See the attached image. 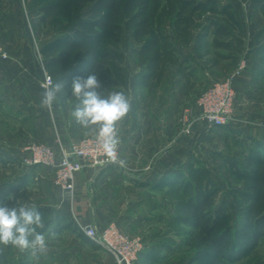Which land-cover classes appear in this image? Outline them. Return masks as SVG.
<instances>
[{
	"label": "crops",
	"instance_id": "crops-1",
	"mask_svg": "<svg viewBox=\"0 0 264 264\" xmlns=\"http://www.w3.org/2000/svg\"><path fill=\"white\" fill-rule=\"evenodd\" d=\"M256 9L260 10L258 7L251 11ZM246 27L249 36L244 37L243 46L247 49L248 55L245 57L248 59V66L233 83L235 98L231 120L225 126H212L206 120L197 118L190 135L182 132L181 114L184 107L192 104L201 89L210 82L211 74L213 75L211 66L205 65L201 57L195 56L191 43L174 41L175 54L163 55L158 70L148 83L137 87L140 71L130 70V65L135 64V55L129 54L127 62L125 54L123 66L126 69V83L112 84L103 92L124 91L132 99V111L120 125V159L126 161V167L119 164L85 167L76 173L75 195L68 206L71 210L73 208L78 226L79 223H92L102 228L115 222L120 229L138 234L141 230L160 223L162 215L166 216L165 208L168 204L162 196L164 192L161 187L156 185L164 175L182 169L187 162L199 164L201 153L207 152L211 160L225 157L241 160L257 142L264 143V60L261 51L257 49L264 43V24H247ZM30 45L26 46L28 50ZM23 52L27 54L26 49ZM190 52L194 55L185 56ZM24 58L23 56L16 62L11 56L10 61L0 62V67H3L0 78H6L8 83L17 82L22 85L25 82L21 88H12L10 92V87L4 88L8 93L4 96L6 101L0 104H12L18 97L25 103L32 101L28 93L34 97L42 94L43 89L38 87L34 91L28 90L25 80H34L36 75ZM224 63L226 64L225 61ZM227 63L231 66L233 62ZM232 70L233 68L223 75L230 74ZM32 102L34 104L24 106L31 110L32 119L37 123L36 128H40L41 132H44V128L50 132L52 114L56 111V116L60 115L57 114L58 109L51 112L40 109V98ZM16 105L15 102L13 106ZM72 108L69 100V106L59 117L63 120L60 123L61 136L66 144L85 135L84 130L71 117ZM43 116L46 120L39 124ZM51 174L49 172L48 175L53 180ZM48 175L43 174L46 179ZM64 201L66 200L61 199L59 203L63 205ZM145 208H153L152 214L146 213L148 209L144 213ZM158 231L159 228H156L154 233H150L151 239L156 237ZM73 234L85 244L98 246L84 234L80 226ZM70 254L66 249L49 253L55 256L54 259L64 260Z\"/></svg>",
	"mask_w": 264,
	"mask_h": 264
},
{
	"label": "rangeland",
	"instance_id": "rangeland-1",
	"mask_svg": "<svg viewBox=\"0 0 264 264\" xmlns=\"http://www.w3.org/2000/svg\"><path fill=\"white\" fill-rule=\"evenodd\" d=\"M86 1L87 4L84 7H81L79 6L80 0H0V44L3 45L7 51H12L11 53L9 52V54H11L12 58H14L16 62H18L19 58H23L24 56L26 64L30 66L31 70H33L36 78L34 80H25L28 83V90L34 91L37 87L40 88V90L43 89L42 85L46 74L50 75L52 80H55V77L57 78V76L62 74L64 70L69 68V65L72 64L67 63L65 66L57 67L56 74L54 72H50V70L46 68L45 63L47 59L54 55L58 49L49 51V53L44 55L40 52V48H42V46L52 38L62 34V30H65V27L74 25L76 21L85 16L88 6H90L93 0ZM159 1L163 5L161 10H158L155 14L158 21L162 18H173L175 10L180 6L177 0H151L150 12L153 11L154 6ZM231 1H233V4L232 7L228 8L229 11L226 9L222 12L223 5L225 6ZM252 1L253 0H215V9H202L196 13V16L192 15L190 24L192 22L195 23L196 17L198 15L199 16L197 17L196 24L191 27V34L182 32V28L185 23H181L179 25V32L177 33L180 36H175V34L174 36H178V39L184 41L194 40L195 36L203 28V26L208 27L206 28L207 34L199 37L201 45L199 47L198 54L203 53L200 57L203 59L205 65L211 66L213 75L211 74V79L209 80L210 82L206 83V85L201 89L196 100L212 81L224 80L229 74L226 73V76H224L223 73L226 71L229 72L231 68H233V72L238 64L236 63V59L232 60V58H230L232 56L229 55L230 57L227 58L225 56V54L227 55L235 52L234 47L226 49L220 48L218 45L214 44V35L212 30L209 29V24L214 21L215 18L217 19V23L220 22L219 20H224L228 26H230L240 36H249L246 32H239L238 25L230 17V13L235 11V14L236 12L238 14L240 12L241 15L239 16H241V20L246 25L264 24V11L261 9L259 11L257 9L251 11V9L259 7L258 3L253 5ZM51 3H59L60 7L55 15L48 17L47 20L42 23V13L39 8L45 4ZM124 3L127 5V1ZM127 8L128 7L125 9V14L121 16V20L125 19L127 21L129 17L142 16L138 13V10H140L139 2L135 3V5L131 8ZM134 24L135 21L133 19L124 27L125 46L123 48L125 49V53L127 52V62L128 55L133 53L132 49L140 46L142 43L141 40H134L131 36ZM167 29H171L170 31L173 32L170 26H168ZM27 44H31V48H29L30 50L26 47ZM242 48H244L241 52L242 56L248 55L246 47L243 46ZM25 49L27 50V54H24L23 52ZM221 52L224 54L222 57L218 55V53ZM153 54L154 51L148 53L141 60H139L138 56L134 54L136 65L132 63L133 66L130 65V70L132 68V70L141 71L145 66V63L149 61ZM228 61L230 63L233 62L231 66H228ZM17 65L21 66L19 63H17ZM2 69L3 67H0V70ZM108 69L107 79L105 81H100L102 85L101 91L105 90L112 84H115L117 80L122 79L119 72V60H117L115 64L112 62ZM0 83L2 88L0 89V102L6 101L4 96L8 93V87H10V92L12 88L18 89L21 88L20 86L25 84V82L22 85L17 82L8 83V80L3 77L0 78ZM121 83L122 82H119V85H123ZM139 86H141V84L137 83V87ZM4 88L7 89L5 90ZM28 95L30 100L33 101L40 98L41 102V95L35 97L31 93H28ZM69 100H71V104L73 106L75 100L72 97L70 84H65L62 93L59 95L58 105L54 106V109H58L57 114L60 113V115L56 116V111L52 114L53 117L51 119L52 125L50 132H48V129L45 128L43 130L44 132H41L40 128H36L37 123L32 119L31 110H28L27 106H24L27 104H34L32 101H27L30 103H22L21 99L18 97L15 101L17 103L16 106H13L15 105V102L12 104L7 102L0 104V153L1 155L6 156L0 158V196L3 197V195L7 194L8 189L6 188L7 186L9 187L10 184L18 186L19 189H17V192H10L7 196L17 198L19 203L24 202L28 204H35L37 208L50 207L52 212L42 211L40 213L45 219L46 226L48 224L53 225L58 234L57 238L50 242L49 250L46 255L39 256L38 258H32L30 256L21 255L15 249L9 248L5 251L3 257H0V264H119L115 256L106 249L100 246L92 247V244H85V242L81 239L74 236L73 232H75L79 226L78 221L73 215V208L71 210V207L67 206V209L69 210L67 211L65 207H62L65 205L67 200L71 203V197L65 195L55 187L53 180L48 175L51 170H47L43 166L29 168L26 167V165H23L22 161L19 162L17 160L20 155H23L24 147L32 142L47 143L53 146L56 151H58L61 143L66 144V142H63L61 136L62 127L60 126V123H62L63 120L59 117L62 116V111L69 106ZM196 100L187 106L194 105ZM35 106L37 107L38 105ZM41 108L48 110L45 107H40V109ZM43 120H46L45 116H43L39 124H43ZM186 134L190 135L191 132ZM85 136L87 135H83L81 138ZM9 155L15 158L11 162ZM201 156L202 158L199 164L193 163L192 166L188 167L187 162L183 167L186 169V175L188 178H191V168L200 166L208 169V173L212 176L213 181L221 185L224 189L223 192L217 196V201L220 200L224 192H230L233 188L243 186L244 183L242 180H239L234 175L230 174L229 167L223 158L211 160L207 152L204 154L201 153ZM187 161H189V159ZM45 173L49 178L47 177L46 179V177L43 176ZM51 176L53 177V174H51ZM207 176L208 175L204 176L202 179V185H204ZM168 186V184H165L161 187V191L164 192L162 196L167 201L168 205L165 208L167 209L166 216L162 215L160 223L157 222L148 229L141 230L138 234H133L123 228H121V230H123V232L130 237H139L143 243L142 249L148 246H154L155 244H157V247L158 245L164 243L172 244L173 249L170 251L160 250L158 252V260L156 257V259H154L152 255H148L140 251L133 264H200L199 260L190 262L192 257L196 254L197 249V246L194 243L192 245L186 243V240L189 239L188 231L190 230V227L182 220L174 219V216L179 214V206L176 201L185 200L187 195L180 193L178 188L175 186L167 191ZM165 188L167 189L165 190ZM165 191L167 192L165 193ZM61 199L66 200L63 205L59 203ZM228 205V209L233 214L231 224H235L239 214L238 209L245 207L246 202L238 196L230 194ZM263 208L264 204H262V209ZM146 209H148V212L146 213H151L153 210V208H150L151 210L149 208H145L144 213ZM69 212L71 218L68 217ZM156 228H159L160 231H158L154 239H151L150 233H152ZM165 229L168 231H165ZM60 249H66L71 252L69 258L66 260L54 259L55 256L49 255V253L57 252V250ZM56 257L58 256L56 255ZM233 264H264V238L257 248L253 249L243 259Z\"/></svg>",
	"mask_w": 264,
	"mask_h": 264
},
{
	"label": "trees",
	"instance_id": "trees-1",
	"mask_svg": "<svg viewBox=\"0 0 264 264\" xmlns=\"http://www.w3.org/2000/svg\"><path fill=\"white\" fill-rule=\"evenodd\" d=\"M125 1H127V5L124 3ZM137 2L140 7L138 13L142 16H132L127 21L121 20L126 7L131 8ZM177 2L180 6L175 10L174 17L162 18L158 21L155 14L162 8L163 4L160 1L150 12L151 0H93L84 17L76 21L74 25L65 27L62 34L52 38L40 48V52L44 55L58 49L54 55L47 59L46 68L56 74L57 67L72 63L62 74L55 77L56 81L61 80L69 85L74 77L87 76L91 73H96L99 81H105L109 66L112 62L115 64L119 60V72L122 79L117 80L116 83H126V69L122 64L126 54L123 48L125 46L124 27L134 19L135 24L131 36L134 40H141L142 43L132 49L133 54L141 60L148 53L154 51L138 75L139 84L143 86L158 70L162 56L175 54L174 41H180L183 44L193 41L191 46H193L195 56L200 57L203 54H198L201 45L199 37L207 34L206 28L208 27L203 26L192 41L180 40L178 36H175L179 35L177 32H179L178 28L181 23H185L182 32L191 34V27L196 24L199 16L196 17L195 23L190 24L192 15L196 16V13L202 9H215V0H177ZM252 2L253 5L258 3L260 9L264 11V0H253ZM86 4V0H80L79 6L84 7ZM232 4L233 1L223 5L222 12L232 7ZM59 5V3H51L41 6L39 8L42 13L41 22L43 23L48 17L55 15ZM239 15H241L240 12L238 14L237 12L235 14V11L230 13V17L238 25L239 32L247 33V25ZM219 21L217 23L215 18L209 24V29L214 35V44L226 49L234 47L235 52L227 54L228 56L225 54V56L226 58L232 56L230 58L236 59V63H238L242 57L240 56L241 52L244 50L242 48L245 42L244 37L237 34L224 20ZM168 26L172 28L173 32L170 31L171 29H167ZM257 49L259 52L261 51L262 60H264V43L260 44ZM192 55L194 54L191 52L185 54V56ZM218 55L224 56L222 52ZM4 61H10V59H0V62ZM57 152H60V147ZM9 156L10 162L15 159L13 156ZM0 158H2L1 153ZM21 158L20 155L17 160L21 162ZM224 161L229 167L230 174L242 180L244 184L242 187L233 188L230 192H224L218 201L216 198L224 189L213 181L212 176L208 173L209 170L204 167L191 168V178L187 177L186 169L183 167L167 173L156 182L158 187L168 184L167 191L175 186L180 193L187 195L185 200L176 201L179 206V214H176L174 219L182 220L190 227L189 239L186 240V243L189 245L194 243L197 246L196 254L190 262L199 260L200 264H233L257 248L264 238V208L262 209V204H264V143L257 142L244 154L241 160L235 157H225ZM187 166H192V163H188ZM26 167L37 168L40 166ZM206 175L208 176L202 185L201 181ZM6 189H8V194L13 191L17 192L19 187L10 184ZM7 194L3 197L0 196V204L10 208L19 206L18 199L11 198ZM230 194L238 196L246 202L245 207L238 209L239 214L235 224H231L233 214L228 209ZM68 205L69 201L67 200L62 207L67 209ZM37 210L52 212L50 207L37 208ZM67 211L69 210L67 209ZM68 217L71 218L70 212ZM156 245L148 246L140 251L152 255L154 259L158 260L160 250L170 251L173 249L172 244L164 243L157 247Z\"/></svg>",
	"mask_w": 264,
	"mask_h": 264
},
{
	"label": "clouds",
	"instance_id": "clouds-1",
	"mask_svg": "<svg viewBox=\"0 0 264 264\" xmlns=\"http://www.w3.org/2000/svg\"><path fill=\"white\" fill-rule=\"evenodd\" d=\"M42 85L41 106L50 112L58 105L65 82H53L46 77ZM75 100L71 117L85 135L91 136L104 157L126 167V161L118 156L121 145L120 125L132 111V99L124 91H101L102 85L96 73L76 76L71 84ZM54 226H46L45 219L35 204L20 202L19 206L0 204V257L9 248L32 258L46 255L51 241L57 238Z\"/></svg>",
	"mask_w": 264,
	"mask_h": 264
},
{
	"label": "built area",
	"instance_id": "built-area-1",
	"mask_svg": "<svg viewBox=\"0 0 264 264\" xmlns=\"http://www.w3.org/2000/svg\"><path fill=\"white\" fill-rule=\"evenodd\" d=\"M7 49L0 44V59H10ZM247 58L242 56L233 72L224 80L212 81L200 94L194 105L186 106L181 115L182 132L190 133L197 118L212 126L229 123L234 108V80L247 68ZM46 74L43 85L46 84ZM21 161L26 166H44L51 170L53 183L65 195H75L76 173L85 167H104L118 164L108 160L98 149L91 136H85L68 145L60 144L58 153L53 146L43 142H32L24 147ZM120 158V148L118 152ZM84 234L96 245L113 254L119 264H133L143 247L139 237H130L115 222L99 228L96 224L79 223Z\"/></svg>",
	"mask_w": 264,
	"mask_h": 264
},
{
	"label": "water",
	"instance_id": "water-1",
	"mask_svg": "<svg viewBox=\"0 0 264 264\" xmlns=\"http://www.w3.org/2000/svg\"><path fill=\"white\" fill-rule=\"evenodd\" d=\"M123 264H126L125 261H123Z\"/></svg>",
	"mask_w": 264,
	"mask_h": 264
}]
</instances>
